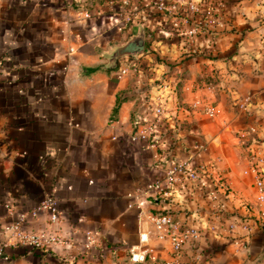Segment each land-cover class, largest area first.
Segmentation results:
<instances>
[{
    "label": "crops",
    "instance_id": "crops-1",
    "mask_svg": "<svg viewBox=\"0 0 264 264\" xmlns=\"http://www.w3.org/2000/svg\"><path fill=\"white\" fill-rule=\"evenodd\" d=\"M111 1L0 0V264H167L170 237L158 238L151 219L164 210L203 231L181 264H264V0H196L199 10L176 14L136 0L130 23L114 10L121 0ZM140 24L146 49L112 67V53L133 44ZM156 91L167 113L152 145L133 132L137 116L152 115L146 101ZM171 161L213 166L226 193L212 200L185 184L154 198L148 184ZM52 190L57 230L73 243H15L24 210ZM236 218L251 219L250 233L226 229ZM48 222L43 211L22 228ZM89 231L92 249L83 244ZM141 232L150 256L135 263L128 248Z\"/></svg>",
    "mask_w": 264,
    "mask_h": 264
},
{
    "label": "built area",
    "instance_id": "built-area-1",
    "mask_svg": "<svg viewBox=\"0 0 264 264\" xmlns=\"http://www.w3.org/2000/svg\"><path fill=\"white\" fill-rule=\"evenodd\" d=\"M111 2L114 4V0ZM121 4L123 10L120 9V6H114L116 14L124 15L126 23L132 22L137 1L121 0ZM154 5L159 11L169 14H176L182 6L192 11L200 9V4L196 0H155ZM178 23L176 22V24ZM197 31V26H194L189 30V33L193 35ZM127 71V67H121V74H125ZM163 92L156 91L151 94L152 96H149L150 98L147 96V106L152 109L153 113L145 120L140 115L135 118L133 139H146L150 144H156V139H158L157 126L161 121V117L167 113L164 106L165 94ZM206 111L212 116L215 114L211 108H208ZM252 131H256V128L253 127ZM213 171V166L205 164L196 166L190 161H171L166 167L165 175L149 182L147 190L151 193V196L157 198L162 195L167 196L175 188H181L187 184L192 192L198 191L200 195L207 194L212 200H216L223 193H226L227 187L220 178L217 179L215 177ZM213 180H216L215 183H212ZM258 184L262 187V180L259 179ZM137 195L134 192L128 193V197L130 198H134ZM43 211L49 213V222L46 228L33 230H25L22 228L23 219H26L28 215L39 216ZM151 219L154 223L158 238L164 239L167 235L170 237L174 257L167 264H181L180 255L184 247L191 245L202 236L203 231L201 227L191 225L183 226L170 213L164 211L161 213H153ZM22 220H19L12 228L15 243L46 248L54 244H71L74 241L70 235H65L57 230L61 224L62 217L59 196L55 190L48 193L38 205L26 208L22 213ZM252 224L251 219L236 218L227 223L226 229L230 232L248 234L252 230ZM213 227L217 228L216 225H213ZM52 228L56 229V231H52ZM149 239L150 237L147 232H141L140 243L128 248L129 259L132 262L142 263L150 256V249L146 243ZM96 243L95 233L92 231L87 232L83 240L84 246L87 249H92ZM200 258L201 252L195 250L191 256V260H199Z\"/></svg>",
    "mask_w": 264,
    "mask_h": 264
},
{
    "label": "water",
    "instance_id": "water-1",
    "mask_svg": "<svg viewBox=\"0 0 264 264\" xmlns=\"http://www.w3.org/2000/svg\"><path fill=\"white\" fill-rule=\"evenodd\" d=\"M133 44L129 46L126 50H115L112 53V67L118 65V58L121 55H137L139 52H142L146 49V28L143 24L139 25L138 32L136 36L132 39Z\"/></svg>",
    "mask_w": 264,
    "mask_h": 264
},
{
    "label": "trees",
    "instance_id": "trees-1",
    "mask_svg": "<svg viewBox=\"0 0 264 264\" xmlns=\"http://www.w3.org/2000/svg\"><path fill=\"white\" fill-rule=\"evenodd\" d=\"M150 33L153 35V31H151V30L147 27V34H150ZM150 38H151V37H150ZM150 38H149V40H147V48L150 47V43H151V41L153 40L152 38H151V39H150ZM124 98H125L124 96H122L121 94H119V96H118V100H117V105L115 106L114 112H113V114H112V118L117 117L118 107H119L120 103L122 102V100H123ZM164 212H166V210H164Z\"/></svg>",
    "mask_w": 264,
    "mask_h": 264
},
{
    "label": "rangeland",
    "instance_id": "rangeland-1",
    "mask_svg": "<svg viewBox=\"0 0 264 264\" xmlns=\"http://www.w3.org/2000/svg\"><path fill=\"white\" fill-rule=\"evenodd\" d=\"M148 14H149V12H148ZM135 30H137V27H136ZM129 60H130V59L128 58L127 61H126V62L124 61L123 63H127V64H128V63H130V62H128Z\"/></svg>",
    "mask_w": 264,
    "mask_h": 264
}]
</instances>
